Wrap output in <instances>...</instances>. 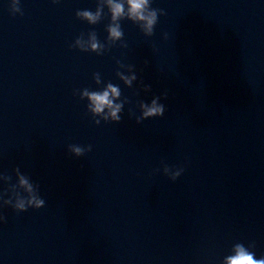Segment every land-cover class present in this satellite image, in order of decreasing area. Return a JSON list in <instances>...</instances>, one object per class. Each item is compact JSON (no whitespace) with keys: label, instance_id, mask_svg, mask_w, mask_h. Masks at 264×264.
<instances>
[{"label":"water","instance_id":"water-1","mask_svg":"<svg viewBox=\"0 0 264 264\" xmlns=\"http://www.w3.org/2000/svg\"><path fill=\"white\" fill-rule=\"evenodd\" d=\"M98 2L0 0V264H223L236 243L264 256V0H152L153 33L124 18L115 42L106 8L76 15ZM90 32L100 54L70 47ZM109 82L119 121L80 95ZM153 98L163 115L142 118ZM18 172L43 207L3 204L27 195Z\"/></svg>","mask_w":264,"mask_h":264},{"label":"clouds","instance_id":"clouds-1","mask_svg":"<svg viewBox=\"0 0 264 264\" xmlns=\"http://www.w3.org/2000/svg\"><path fill=\"white\" fill-rule=\"evenodd\" d=\"M53 3L58 4L59 0H53ZM152 0H99L95 11L91 9L77 10V17L86 20L89 24H96L104 15L105 8L110 15L111 22L107 25V32L109 41L115 42L120 40L123 32L120 26V20L127 18L139 25L146 35H151L158 22V11L151 7ZM9 7L12 13L20 11L19 0H10ZM70 47H78L83 51H94L100 54L104 50L102 44L95 32H90L87 38L83 35L76 38L73 45ZM117 75L126 85L131 86L136 79L135 73L129 70V74L118 72ZM97 83L100 82L99 74H95ZM120 88L109 82L100 90L84 89L80 95L82 98L88 100V110L94 115L104 120L119 121L120 112L123 107L122 102H119ZM142 118H149L153 116H162L164 113V105L158 102V98H153L150 104L141 103ZM99 123V120H97ZM72 151L80 155L83 151L79 146H72ZM168 172V169H165ZM180 175V170L171 173L172 179ZM18 182L26 196L17 194V198L13 203L11 199H6L3 204H11L12 207L18 211H26L29 207L41 208L44 206V200L36 193L33 185L28 178L18 172ZM4 221V216L0 215V222ZM223 264H264V256L257 257L254 251H251L243 243H236L233 245L231 253L226 255Z\"/></svg>","mask_w":264,"mask_h":264}]
</instances>
